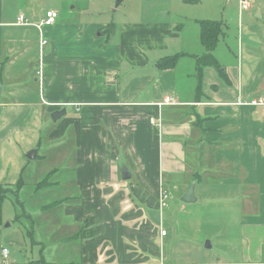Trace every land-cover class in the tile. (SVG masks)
I'll return each mask as SVG.
<instances>
[{
    "label": "crops",
    "instance_id": "0c3cea01",
    "mask_svg": "<svg viewBox=\"0 0 264 264\" xmlns=\"http://www.w3.org/2000/svg\"><path fill=\"white\" fill-rule=\"evenodd\" d=\"M20 1L0 0V185L19 184L20 194L30 172L43 178L34 186L52 176L63 198L42 207L36 234V210L21 206L22 229L25 219L3 203L0 264H20L9 247L26 250L31 235L38 264H264V103L252 104L264 102V44L236 45L238 57L217 60L220 71L198 73L204 48L169 47L164 39H180L172 24H147V46L133 29L110 42L95 36L109 24H75L59 12L38 27L56 10ZM177 54L173 68H157ZM67 141L69 177L57 167Z\"/></svg>",
    "mask_w": 264,
    "mask_h": 264
},
{
    "label": "rangeland",
    "instance_id": "374dc122",
    "mask_svg": "<svg viewBox=\"0 0 264 264\" xmlns=\"http://www.w3.org/2000/svg\"><path fill=\"white\" fill-rule=\"evenodd\" d=\"M8 2L10 0H7ZM16 0H11L12 6ZM28 5L33 6L35 10L39 11L56 10L62 15V18L67 19L72 23L89 22L92 24H109L105 29L110 31L111 25L114 30L109 33L97 31L95 36H102L104 38H110V42H117L119 40V32L121 28L127 31L133 29L135 31H141L139 41L147 46L152 37L144 31L147 28V24H158L159 22H165L172 24L174 30L180 34V39H176L173 44H170L168 39L163 41L169 46L173 47L176 52H195L199 47L198 30L203 21H215L222 24V30L224 35L220 36L217 44V48L213 52L216 60L220 65L223 64L228 58L235 59L238 57L236 45L243 44L253 48H258L255 44H264V0H247L249 3V11H242L240 8V0H198L196 4L184 3L182 0H25ZM21 3L24 0L20 1ZM259 11L261 18L257 17ZM65 20V21H67ZM116 25V26H114ZM112 29V28H111ZM255 38V39H254ZM252 42V43H251ZM255 43V44H254ZM184 45H187L185 48ZM201 46V45H200ZM156 53H150L152 57H156ZM163 54H169L172 51H161ZM161 54V53H159ZM169 103V102H168ZM155 123V122H154ZM45 135L48 130H44ZM47 136V135H46ZM46 138V137H45ZM45 140V139H44ZM51 146L50 143L44 141L42 148V156L44 152ZM62 161L57 167L62 171L61 174L70 176V171H65L68 166L66 157L72 151V144L70 141L64 143L61 147ZM48 154H51L49 152ZM46 155V154H45ZM47 157V156H45ZM46 159V158H45ZM51 163H47L45 166L43 163L36 162L32 169L41 172L45 167H52ZM50 167V168H51ZM30 177L25 179L26 186L23 192L17 194V190L8 194L4 201L5 210L12 215H20L25 220L21 223H16L11 220L12 224H17L20 228L27 226L28 218L24 217L21 211V206L26 205L30 210H36L35 218V234L39 226L36 224V219H39V215L45 210L43 206L52 205L54 201L63 198L61 191L50 188L53 177H45L44 184L42 186H34L35 183H40L43 178L35 177L30 172ZM50 182V183H49ZM43 184V183H42ZM61 190V188H60ZM19 202V203H16ZM5 211V212H6ZM35 214V213H33ZM51 219V217H50ZM8 222L5 223L6 226ZM30 229V228H28ZM34 235V234H33ZM28 246L26 250H16L9 247V259L15 263L34 262L40 263V246L34 245L32 242L38 241V236L34 238L31 235L26 237ZM5 249V248H4ZM3 250V249H2ZM1 250V252H2ZM6 251H8L6 249ZM60 254L58 258H60ZM47 262V261H46Z\"/></svg>",
    "mask_w": 264,
    "mask_h": 264
},
{
    "label": "trees",
    "instance_id": "16d2710c",
    "mask_svg": "<svg viewBox=\"0 0 264 264\" xmlns=\"http://www.w3.org/2000/svg\"><path fill=\"white\" fill-rule=\"evenodd\" d=\"M184 3L188 4H196L198 0H182ZM112 28V29H111ZM110 30H113V26L111 25ZM105 33H108L109 30L105 29ZM222 24L215 21H203V24L199 27L198 31V40L200 45L204 48L205 53L197 58L196 61V71L199 73L203 67H213L215 69H221V66L218 64V61L214 58L213 52L217 48L218 41L220 36H223ZM181 54H177L171 57L161 58L157 63V68L160 70H167L173 68ZM45 182V181H44ZM14 190H19V184L14 187H7L0 185V224H1V215H2V206L4 201L6 200L9 193L14 192ZM20 216L16 219H19ZM46 264V263H45Z\"/></svg>",
    "mask_w": 264,
    "mask_h": 264
},
{
    "label": "built area",
    "instance_id": "2783aa9c",
    "mask_svg": "<svg viewBox=\"0 0 264 264\" xmlns=\"http://www.w3.org/2000/svg\"><path fill=\"white\" fill-rule=\"evenodd\" d=\"M239 4H240V8H241L242 11H247V9H249V3H248L247 0H240ZM58 14L59 13L56 12V11H47L45 13V19L39 24L38 27H41L42 25H52V24H54L56 22V20L58 19V17H59ZM18 22L19 23L24 22L23 16L19 15ZM40 43H41L42 46H44L47 42H46V40L41 38ZM168 102H171V99L166 97L165 98V103H168ZM263 103H264L263 101H259L258 103L252 102V104H254V105L255 104L261 105ZM150 122L153 123V120H150ZM161 235H165V231L162 230L161 231ZM1 255H2V258L5 260V259H7L8 252L5 249H3Z\"/></svg>",
    "mask_w": 264,
    "mask_h": 264
},
{
    "label": "water",
    "instance_id": "95a60500",
    "mask_svg": "<svg viewBox=\"0 0 264 264\" xmlns=\"http://www.w3.org/2000/svg\"><path fill=\"white\" fill-rule=\"evenodd\" d=\"M257 17L260 18L259 14L257 13ZM65 115V109H62L60 111H56L50 115V120L53 123H56L58 120H60ZM35 156V151H32L26 155V159L31 160ZM123 178H125L124 174L122 175ZM193 186L191 185L188 188L187 193L185 194L184 198L182 199L185 203H191L194 201L193 198ZM147 214L150 216V218L156 223H159V213L155 211H147Z\"/></svg>",
    "mask_w": 264,
    "mask_h": 264
}]
</instances>
